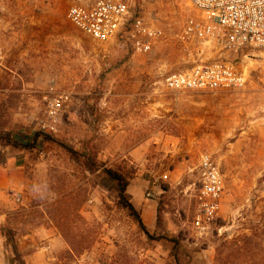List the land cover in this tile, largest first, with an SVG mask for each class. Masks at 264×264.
<instances>
[{"label": "rangeland", "instance_id": "1", "mask_svg": "<svg viewBox=\"0 0 264 264\" xmlns=\"http://www.w3.org/2000/svg\"><path fill=\"white\" fill-rule=\"evenodd\" d=\"M128 1L133 20L163 31L149 52L137 51L130 26L107 44L83 36L66 19L76 0H0V135L28 146L0 143V264L12 258L6 231L24 261L48 254L43 264H264V52L182 40L197 14L187 0ZM215 61L244 71L245 86L180 95L162 86ZM61 95L56 131L42 132ZM204 153L225 192L198 227ZM104 168L127 178L126 201L152 237ZM54 238L64 247L49 252Z\"/></svg>", "mask_w": 264, "mask_h": 264}, {"label": "built area", "instance_id": "2", "mask_svg": "<svg viewBox=\"0 0 264 264\" xmlns=\"http://www.w3.org/2000/svg\"><path fill=\"white\" fill-rule=\"evenodd\" d=\"M197 13L189 17L181 32L182 40L213 44L229 53L243 51L264 52V0H187ZM67 21L83 36L96 44H107L116 39L127 26L136 35L134 46L140 53L151 51L163 37L160 28H145L138 19L131 18L128 0H94L72 3L66 12ZM247 76L233 64L215 61L196 66L186 72L167 74L162 86L173 95L189 92H211L240 89ZM67 96L52 100L46 110L51 120L41 126L42 132L56 131L55 120L67 102ZM198 209L195 219L198 227L217 215L219 201L225 192L223 176L209 154H201L197 166Z\"/></svg>", "mask_w": 264, "mask_h": 264}, {"label": "trees", "instance_id": "3", "mask_svg": "<svg viewBox=\"0 0 264 264\" xmlns=\"http://www.w3.org/2000/svg\"><path fill=\"white\" fill-rule=\"evenodd\" d=\"M0 143L4 144V145H9V146H13L15 148H21V149H28V146H24L23 144L12 140L10 138V136L8 134H1L0 135ZM103 173L116 184L117 187V197L120 201L121 206L126 209L129 213V215L131 217L134 218V220L136 221L137 225L139 226V228L141 229V231L147 236V237H152L150 236V234L148 233L146 227L144 226L137 210L135 209V207L133 206L132 203L126 201L125 198V193L127 190V187L129 185V182L127 180V178L122 175L121 173L112 170V169H108V168H104ZM3 236L6 238V246H8V248H10V252L12 255V258L10 260V262H6V264H26V262L23 260V255L20 252V250H18L15 241L13 239V237L11 236V234L6 231ZM163 238H156L157 241L162 240ZM172 243H174V246L177 247L178 242L176 240H170Z\"/></svg>", "mask_w": 264, "mask_h": 264}, {"label": "crops", "instance_id": "4", "mask_svg": "<svg viewBox=\"0 0 264 264\" xmlns=\"http://www.w3.org/2000/svg\"><path fill=\"white\" fill-rule=\"evenodd\" d=\"M63 244L58 238H54L50 243H48L47 247L45 249L49 252H56L63 248ZM49 260L48 254L44 252H35L31 255H28L25 257V262L27 264H43Z\"/></svg>", "mask_w": 264, "mask_h": 264}]
</instances>
